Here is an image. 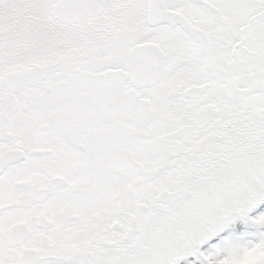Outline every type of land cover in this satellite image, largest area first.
<instances>
[{"label": "snow or ice", "instance_id": "obj_1", "mask_svg": "<svg viewBox=\"0 0 264 264\" xmlns=\"http://www.w3.org/2000/svg\"><path fill=\"white\" fill-rule=\"evenodd\" d=\"M264 0H0V264H264Z\"/></svg>", "mask_w": 264, "mask_h": 264}, {"label": "rangeland", "instance_id": "obj_2", "mask_svg": "<svg viewBox=\"0 0 264 264\" xmlns=\"http://www.w3.org/2000/svg\"><path fill=\"white\" fill-rule=\"evenodd\" d=\"M225 233L226 235L223 236L224 239L218 241L221 245H223L225 239L234 244H244L249 241H258L264 238V227H256L249 223H245L243 220L237 219L218 236L220 237ZM220 239L222 238L220 237Z\"/></svg>", "mask_w": 264, "mask_h": 264}, {"label": "trees", "instance_id": "obj_3", "mask_svg": "<svg viewBox=\"0 0 264 264\" xmlns=\"http://www.w3.org/2000/svg\"><path fill=\"white\" fill-rule=\"evenodd\" d=\"M241 227V226H240ZM224 235H226V233L225 234H223V235H221L220 237L222 238V239H220V237L219 236H217V241H221V240H223L224 239ZM179 264H185V262L184 261H182V262H179Z\"/></svg>", "mask_w": 264, "mask_h": 264}]
</instances>
